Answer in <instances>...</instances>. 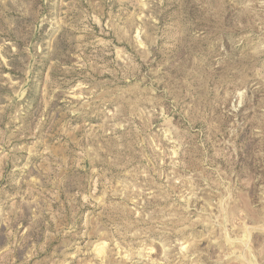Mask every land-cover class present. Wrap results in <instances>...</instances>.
<instances>
[{"label": "rangeland", "instance_id": "rangeland-1", "mask_svg": "<svg viewBox=\"0 0 264 264\" xmlns=\"http://www.w3.org/2000/svg\"><path fill=\"white\" fill-rule=\"evenodd\" d=\"M0 264H264V0H0Z\"/></svg>", "mask_w": 264, "mask_h": 264}]
</instances>
